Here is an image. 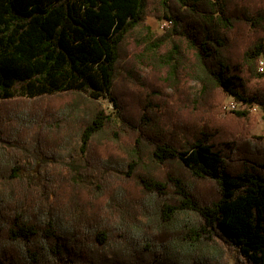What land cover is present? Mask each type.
<instances>
[{
	"label": "trees",
	"instance_id": "trees-1",
	"mask_svg": "<svg viewBox=\"0 0 264 264\" xmlns=\"http://www.w3.org/2000/svg\"><path fill=\"white\" fill-rule=\"evenodd\" d=\"M261 57L264 0H0V264H264Z\"/></svg>",
	"mask_w": 264,
	"mask_h": 264
},
{
	"label": "rangeland",
	"instance_id": "rangeland-1",
	"mask_svg": "<svg viewBox=\"0 0 264 264\" xmlns=\"http://www.w3.org/2000/svg\"><path fill=\"white\" fill-rule=\"evenodd\" d=\"M165 20L159 21L154 16H149L147 18V23L152 27L153 31H156L158 34H162L166 31V26L164 24ZM191 85L195 87V91L198 92L201 88V83L199 81H191ZM250 91L252 92H262L264 93V75H260L256 78H253L249 82ZM170 90V89H169ZM16 96H21V93L17 92ZM231 99H237L233 96H221V100L217 106L216 117L219 121L223 123L231 124L233 120H235V114L233 110H229L225 108V104L230 101ZM238 100V99H237ZM101 103L103 107L106 109L107 113L112 114L113 118L116 120L118 124H121L124 120L123 116L121 115V110L116 108L115 105L111 102L109 98H102ZM247 103V105H245ZM257 104L258 107L254 111H249V107ZM237 110H246L248 111L251 120L248 123L250 137H263L264 138V104L257 102L255 100L251 101H242L239 108ZM226 128L232 129L229 125H226ZM240 135V133H237ZM60 157L59 160L61 161H73L74 159L78 163H83L84 158L87 156V153L82 155L80 151V146L76 142L71 143L67 148L60 149ZM40 161V160H39ZM46 170V167H43L41 163H37V160L33 163L27 162L26 166L23 169L22 175L24 176H32L34 181L41 184L42 179V172ZM226 254H225V261L226 264H246L243 260H241L235 250H231L226 247Z\"/></svg>",
	"mask_w": 264,
	"mask_h": 264
},
{
	"label": "built area",
	"instance_id": "built-area-1",
	"mask_svg": "<svg viewBox=\"0 0 264 264\" xmlns=\"http://www.w3.org/2000/svg\"><path fill=\"white\" fill-rule=\"evenodd\" d=\"M164 24L167 26L169 24V22L165 21ZM258 70L260 73H264V57H261L259 62H258ZM241 102H242V100L231 99L230 101H228L225 104V108H227L229 110L236 111L239 108ZM245 105H247V103ZM257 107H258V105L255 104L252 107H249V111L252 112V111L256 110Z\"/></svg>",
	"mask_w": 264,
	"mask_h": 264
}]
</instances>
